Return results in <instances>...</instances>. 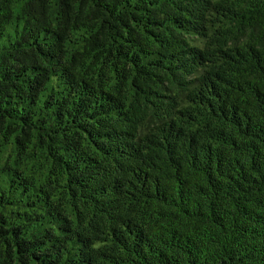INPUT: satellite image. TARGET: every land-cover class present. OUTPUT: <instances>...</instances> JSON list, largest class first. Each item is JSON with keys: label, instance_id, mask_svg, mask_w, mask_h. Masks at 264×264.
I'll return each mask as SVG.
<instances>
[{"label": "trees", "instance_id": "obj_1", "mask_svg": "<svg viewBox=\"0 0 264 264\" xmlns=\"http://www.w3.org/2000/svg\"><path fill=\"white\" fill-rule=\"evenodd\" d=\"M0 264H264V0H0Z\"/></svg>", "mask_w": 264, "mask_h": 264}]
</instances>
